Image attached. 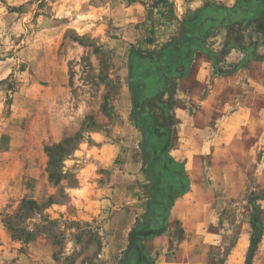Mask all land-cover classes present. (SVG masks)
<instances>
[{
	"label": "rangeland",
	"instance_id": "374dc122",
	"mask_svg": "<svg viewBox=\"0 0 264 264\" xmlns=\"http://www.w3.org/2000/svg\"><path fill=\"white\" fill-rule=\"evenodd\" d=\"M131 1L145 5L146 19L135 41H117ZM248 2L207 3L247 17L210 28L205 50L184 47L188 67L173 69L184 75L141 101L171 126L170 154L190 180L150 254L155 264H244L251 194L263 223L251 264H264V36ZM195 18L176 23L172 0H0V264H132L130 231L154 223L160 167L158 141L133 118L130 83L164 67L171 47L196 35ZM197 51L217 81L194 76ZM249 54L256 59L237 68ZM80 174L92 183L83 197ZM7 215H16L12 229Z\"/></svg>",
	"mask_w": 264,
	"mask_h": 264
},
{
	"label": "trees",
	"instance_id": "16d2710c",
	"mask_svg": "<svg viewBox=\"0 0 264 264\" xmlns=\"http://www.w3.org/2000/svg\"><path fill=\"white\" fill-rule=\"evenodd\" d=\"M164 0H152L153 5H158ZM248 5H253L254 9L248 12V17L250 19H255L260 29V32L264 36V0H256L257 2L251 3L248 0ZM242 9L240 8H225L215 4H211L208 8L202 7L195 11L196 18L191 24L192 28L197 30L194 37H188L182 42L175 43L171 50V57L165 61L164 67H154L151 68L149 72L145 75L140 76H150L155 82V88H148L147 84L139 77L137 81H131L130 83V93L132 101V114L136 125L141 130L145 131L147 137L155 138L158 141V148H153V159L154 164H158L160 170L155 171L156 174V189L158 192V197L155 200V214L154 223L152 225L146 224L141 228L133 227L130 231L128 245L125 250L132 251L135 255V259L132 260V264H155L154 258L143 249L140 244V240L150 236H156L163 233L168 227V218L170 214L171 207L175 199L185 194L190 190V180L185 170L184 165L174 159L170 154L172 146V129L171 126L162 127L154 119L150 111L146 110L144 112L141 101L143 98L151 96L161 90V82L168 76H183L184 72H175L174 67L186 66L188 67L189 58L184 50V47L192 48L195 50H205L204 42L205 38L210 30V28L218 27L221 25L229 24V20L239 21L242 17ZM206 12H211L209 22L202 23L204 18L209 19L205 14ZM231 14H236V18H230ZM169 53V54H170ZM173 53V54H172ZM256 59L253 54L246 55L243 58V63L237 65V68L246 67L249 60ZM228 71L226 74H230L233 71ZM58 146V145H57ZM49 176L52 174L49 171ZM167 180L168 183L165 184L163 181ZM262 197V194H258ZM257 194H251L249 197V202L253 207V213L251 218V233L249 238V245L247 249V254L244 264H251L252 257L261 241L263 234V223L260 218L261 209L257 203ZM28 202V201H25ZM16 215H7L4 218V222L8 228L12 229L13 221Z\"/></svg>",
	"mask_w": 264,
	"mask_h": 264
},
{
	"label": "crops",
	"instance_id": "0c3cea01",
	"mask_svg": "<svg viewBox=\"0 0 264 264\" xmlns=\"http://www.w3.org/2000/svg\"><path fill=\"white\" fill-rule=\"evenodd\" d=\"M217 1H219V0H172L174 20L176 23H179L180 19L182 18V15L187 14V12H195L197 9L204 7L207 3L217 2ZM130 8L132 9V12H131L132 14H130V18H128V20H127L128 22L126 24H124V23L118 24L117 29H115V31H114V33L119 36L118 39H116L117 41H121L123 39L124 40L126 39V41H129V42L135 41V39H137V37L139 35L138 34L139 28H137V26H141L140 23L146 19L145 5H143L141 2L131 1L129 9ZM205 46L209 47L208 42H206ZM191 71L194 73V76L196 75V77H199V79L203 80V83L206 82L205 80H206L207 76H210V78H211V76L213 75V71L211 69L210 61L205 56L204 52H201V53H200V51H199V53H198V51L195 52L194 58L191 62ZM211 79H214L215 81H217L216 78H211ZM210 85L212 86V89L215 88V84L213 81H210ZM211 92L212 93L210 96H213V99H215L216 93L213 90ZM216 103H217V101L213 102V105L215 106ZM195 117L196 116L194 115V113H192V115L190 116V119L194 120ZM206 123H208V122H206ZM214 125H216V124H214ZM201 131H202V129H201ZM211 137H212V139L210 140V142H212V143L217 142L218 139H216V137H218V136L214 131L212 132ZM179 157L183 158L184 156H179ZM136 167L138 169V166H136ZM90 172H92L91 169L86 170V173H90ZM80 177H81V180L78 183L77 193L75 195L78 197L79 196L83 197L82 190L83 189H87V190L90 189V187H92L91 186L92 183L89 182L88 179H86V175L83 176L82 174H80ZM73 198L75 199V197H73ZM169 221H170V218H169ZM170 223L171 222H168V227H169ZM168 227H167V229H168ZM165 231L163 233H161L160 235L150 236V237H146V238L141 239L140 241L144 245L143 249H145V251H147L149 254L154 252L155 251L154 250L155 245L157 243V239H160L164 235ZM169 264H187V263L184 261H178V262L169 263Z\"/></svg>",
	"mask_w": 264,
	"mask_h": 264
}]
</instances>
